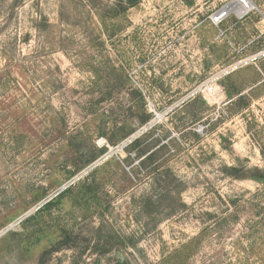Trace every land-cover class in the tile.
<instances>
[{
  "label": "rangeland",
  "instance_id": "1",
  "mask_svg": "<svg viewBox=\"0 0 264 264\" xmlns=\"http://www.w3.org/2000/svg\"><path fill=\"white\" fill-rule=\"evenodd\" d=\"M228 1L0 0V264H264V59L212 81L264 36Z\"/></svg>",
  "mask_w": 264,
  "mask_h": 264
},
{
  "label": "built area",
  "instance_id": "2",
  "mask_svg": "<svg viewBox=\"0 0 264 264\" xmlns=\"http://www.w3.org/2000/svg\"><path fill=\"white\" fill-rule=\"evenodd\" d=\"M250 17H255L257 20L256 25L258 26L257 30L259 32L257 39L263 37L264 9L262 6L256 4L253 0H230L220 7L214 9L208 15V22L210 26L218 30L220 35H223L224 31L221 30V27L229 20H234L236 24L241 23L249 19ZM252 42L254 41H250L247 45H251ZM253 56L235 61L234 63L218 71L215 76H218L217 78H219L229 75L243 67H246L249 64H253L254 66H256V61L264 59V49ZM132 140H134V138ZM131 141L127 142L126 144L130 143ZM70 184L71 183L64 186L62 190H64L67 186H70Z\"/></svg>",
  "mask_w": 264,
  "mask_h": 264
},
{
  "label": "trees",
  "instance_id": "3",
  "mask_svg": "<svg viewBox=\"0 0 264 264\" xmlns=\"http://www.w3.org/2000/svg\"><path fill=\"white\" fill-rule=\"evenodd\" d=\"M131 3L133 4V2H132V1H131ZM131 3H130V4H131ZM146 119H147V118H145V119H143V120H142V124L148 121V120H146ZM136 141H137V140H135V141H134V142H133L131 145L135 144V143H136Z\"/></svg>",
  "mask_w": 264,
  "mask_h": 264
},
{
  "label": "water",
  "instance_id": "4",
  "mask_svg": "<svg viewBox=\"0 0 264 264\" xmlns=\"http://www.w3.org/2000/svg\"><path fill=\"white\" fill-rule=\"evenodd\" d=\"M135 136H136V135L132 136V137H131L130 139H128L125 143H123L122 147H123L127 142L131 141L133 138L135 139Z\"/></svg>",
  "mask_w": 264,
  "mask_h": 264
},
{
  "label": "bare ground",
  "instance_id": "5",
  "mask_svg": "<svg viewBox=\"0 0 264 264\" xmlns=\"http://www.w3.org/2000/svg\"><path fill=\"white\" fill-rule=\"evenodd\" d=\"M251 57H252V56H251ZM253 57H254V56H253ZM217 77H218V76H215V77L212 79V81L215 80V79H217Z\"/></svg>",
  "mask_w": 264,
  "mask_h": 264
}]
</instances>
